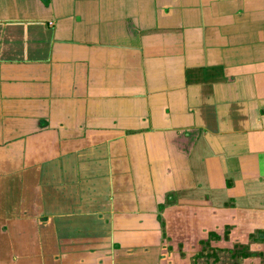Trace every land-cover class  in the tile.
Returning <instances> with one entry per match:
<instances>
[{"label": "crops", "instance_id": "crops-1", "mask_svg": "<svg viewBox=\"0 0 264 264\" xmlns=\"http://www.w3.org/2000/svg\"><path fill=\"white\" fill-rule=\"evenodd\" d=\"M201 242L264 256V0H0V264Z\"/></svg>", "mask_w": 264, "mask_h": 264}, {"label": "rangeland", "instance_id": "rangeland-1", "mask_svg": "<svg viewBox=\"0 0 264 264\" xmlns=\"http://www.w3.org/2000/svg\"><path fill=\"white\" fill-rule=\"evenodd\" d=\"M228 233V231H227ZM213 242L212 240H209ZM223 244H221L222 246ZM220 244L213 243L208 245H202L201 250L202 253L200 254L201 258H198L196 261L197 264H264V260L262 259L263 253L255 251H251L248 245L242 244H233L230 248H219ZM241 252L246 253L249 255L246 258H239L232 259V256L238 255L240 248ZM200 252V251H199ZM197 252V253H199ZM196 253V254H197ZM206 258H202V256H206Z\"/></svg>", "mask_w": 264, "mask_h": 264}, {"label": "trees", "instance_id": "trees-1", "mask_svg": "<svg viewBox=\"0 0 264 264\" xmlns=\"http://www.w3.org/2000/svg\"><path fill=\"white\" fill-rule=\"evenodd\" d=\"M223 235H224V237L227 235V227H225L224 228V233H223ZM210 237L211 238H213V239H216V236H214V235H211L210 234ZM261 242V241H260ZM201 245H208V243L207 242H201L200 243ZM241 249H243V247H241L240 248V251H239V254L238 255H235V256H232V259H237V257H239V258H246V257H248L249 255H247L246 253H244V252H241ZM202 253V250L199 252V253H197V254H195V257H194V263L195 264H197L196 262V260L198 259V258H201V256H200V254ZM207 257V255L206 256H202V258H206ZM262 259L264 260V256L262 257Z\"/></svg>", "mask_w": 264, "mask_h": 264}]
</instances>
